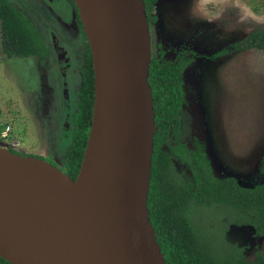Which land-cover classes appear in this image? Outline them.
Wrapping results in <instances>:
<instances>
[{
    "label": "rangeland",
    "instance_id": "374dc122",
    "mask_svg": "<svg viewBox=\"0 0 264 264\" xmlns=\"http://www.w3.org/2000/svg\"><path fill=\"white\" fill-rule=\"evenodd\" d=\"M24 1L26 7L22 8L39 27L51 56L6 57L0 20V147L41 156L63 170L74 130L66 136L60 126L67 111L73 117L78 111L88 38L78 28L79 22L66 24L72 16H63L64 23L44 0ZM153 15L157 16L151 25L155 58L172 60L182 51L197 53L184 76L187 103L181 140L192 149L205 151L219 178L234 177L249 188L264 184L260 172L264 51L243 49L214 57L264 26V0H160ZM54 49L59 51L58 62L62 57L69 60L63 73ZM66 99H70V109ZM177 161L178 171L189 175L188 166ZM214 219L215 215L205 211L197 215L198 223ZM218 227L216 224L214 235L219 243H223L220 233L224 231L225 241L244 247L249 260L255 259L258 249L264 254V236L258 238L252 226L233 222L224 229Z\"/></svg>",
    "mask_w": 264,
    "mask_h": 264
},
{
    "label": "water",
    "instance_id": "95a60500",
    "mask_svg": "<svg viewBox=\"0 0 264 264\" xmlns=\"http://www.w3.org/2000/svg\"><path fill=\"white\" fill-rule=\"evenodd\" d=\"M73 1L95 70L84 160L73 180L45 160L0 147V256L11 264H166L148 208L157 128L146 4ZM39 166L57 170L75 188L95 169V190L79 208L31 198L14 172Z\"/></svg>",
    "mask_w": 264,
    "mask_h": 264
},
{
    "label": "trees",
    "instance_id": "16d2710c",
    "mask_svg": "<svg viewBox=\"0 0 264 264\" xmlns=\"http://www.w3.org/2000/svg\"><path fill=\"white\" fill-rule=\"evenodd\" d=\"M159 1L144 0L150 27L157 20L153 12ZM0 20L6 57L49 55L34 21L11 0H0ZM81 27L83 29L82 23ZM86 41L78 111L73 117V143L66 168L61 169L73 180L77 179L84 160L95 105V70L90 45ZM243 49L264 51V26L252 31L244 40L235 42L232 47L217 52L214 57ZM196 56L194 51H183L175 61L152 58L149 84L153 92L157 130L148 198L150 222L166 264H264V254L260 249L256 250L255 259L251 261L246 257L244 247L225 241L224 231L220 233L223 243H219L214 235L216 224L224 229L228 223L235 222L252 226L258 238L264 236V184L249 188L240 185L234 177L219 178L206 152L191 149L180 140L181 113L185 105L184 71ZM12 152L44 160L38 155ZM175 157L188 164L191 179L185 180L177 172ZM260 172L264 174V153ZM200 211L215 215L216 219L207 223L199 220L198 223ZM0 264L11 263L0 256Z\"/></svg>",
    "mask_w": 264,
    "mask_h": 264
},
{
    "label": "bare ground",
    "instance_id": "6f19581e",
    "mask_svg": "<svg viewBox=\"0 0 264 264\" xmlns=\"http://www.w3.org/2000/svg\"><path fill=\"white\" fill-rule=\"evenodd\" d=\"M23 193L31 198L45 199L79 208L84 200L95 190L96 171L92 169L75 188L71 182L57 170L50 167L20 169L14 172ZM77 192L80 193L77 196ZM68 196L71 199H66Z\"/></svg>",
    "mask_w": 264,
    "mask_h": 264
},
{
    "label": "flooded vegetation",
    "instance_id": "af4514ba",
    "mask_svg": "<svg viewBox=\"0 0 264 264\" xmlns=\"http://www.w3.org/2000/svg\"><path fill=\"white\" fill-rule=\"evenodd\" d=\"M12 1V3L13 4H15V5H17V4H19L20 5V7H18L19 9H21L22 11H24L25 13H26V15L30 18V16L27 14V12L23 9V8H25L26 7V3H25V1L24 0H11ZM17 3V4H16ZM47 3H49L51 6H49V8L51 9V11L53 12V14L57 17V18H59L61 21H63L64 23H66L65 22V20H63V16H67V17H70V16H72V19H71V17H70V21H69V23H66V24H70V22H72V21H74V22H76L77 24H78V22H79V24H80V21H81V18H80V16H78V13H77V11H76V6H75V4L73 3V1L72 0H44V4H45V6H47L46 4ZM55 6H58L59 7V9H57ZM23 7V8H22ZM56 10L59 14H61V17L62 18H60V17H58L57 15H56V13L53 11V10ZM79 15H80V12H79ZM31 19V18H30ZM32 20V19H31ZM80 20V21H79ZM35 23V22H34ZM75 23V24H76ZM82 23V22H81ZM78 24V28H81V33L83 34V36H84V26H83V29H82V27L80 26ZM35 25H36V23H35ZM37 26V25H36ZM37 28L39 29V27L37 26ZM151 28V27H150ZM39 31H40V29H39ZM41 33V32H40ZM41 35H42V33H41ZM43 37V36H42ZM84 38H85V36H84ZM1 39H2V33H1ZM44 39V38H43ZM85 40H86V38H85ZM88 40V39H87ZM45 42V41H44ZM45 45H46V42H45ZM47 46V45H46ZM87 47V46H86ZM47 48L49 49V55L48 56H45V57H43V58H49L50 56H51V48L49 47V46H47ZM56 52V57H57V60H56V62L59 64V66H60V69H61V72L63 73L64 71H65V69H67L68 70V67L70 66V63H69V60L68 59H65V58H63L62 57V59H64L62 62L59 60V62H58V58H60V56H59V51H57L56 49H54ZM61 50L63 51V49L61 48ZM4 52V51H3ZM183 52V51H182ZM182 52H180V53H182ZM188 52H191V51H188ZM152 53H153V51H152ZM179 53V54H180ZM5 54V53H4ZM179 54L174 58V59H172L171 61H175L176 59H177V57L179 56ZM41 57V56H40ZM153 58H155L154 56H153ZM85 59H86V56H85ZM195 59H196V57H195ZM167 60V59H166ZM195 61V60H194ZM193 61V62H194ZM192 62V63H193ZM67 63H68V65H67ZM85 64V63H84ZM62 68H63V70H62ZM188 69V68H187ZM186 69V70H187ZM185 70V71H186ZM185 71H184V76H185ZM80 74H81V72H80ZM81 76V75H80ZM64 78H65V76H64ZM66 79V78H65ZM63 80V79H62ZM80 84H81V82H80ZM64 85L66 86L67 85V83H66V81L64 82ZM81 89V88H80ZM184 91H185V105H184V108H183V110H182V113H181V128H182V124H183V118H182V115H183V111H184V109H185V106H186V103H187V100H186V88H185V77H184ZM69 101H70V99H66V102H67V104H65V106L67 107V108H71V104L69 103ZM77 104H78V102H77ZM76 113V112H75ZM75 115V114H74ZM64 122H62L61 123V129H62V132H63V134L64 135H66L67 136V134L68 133H70V131L71 132H73V130H74V123H73V114L71 115V113L69 112V111H67V113L64 115ZM66 125H67V128H66ZM180 135H181V129H180ZM180 140H181V138H180ZM182 141V140H181ZM183 142V141H182ZM183 143H185V142H183ZM187 146H188V144L187 143H185ZM189 147V146H188ZM189 148H191V147H189ZM192 149V148H191ZM199 150H202L201 148H198ZM203 151V150H202ZM205 152V151H204ZM178 160V161H177ZM176 161L177 162H180V163H184L186 166H188V164L184 161H182V160H180L179 158H177V157H175L174 158V164H175V167H176V170H177V172L185 179V180H188V179H191L192 178V172L189 170L188 171V173H189V175H187L185 172H179L178 171V169H177V166H176ZM188 169H189V167H188Z\"/></svg>",
    "mask_w": 264,
    "mask_h": 264
}]
</instances>
